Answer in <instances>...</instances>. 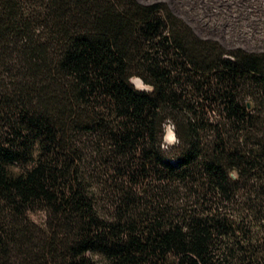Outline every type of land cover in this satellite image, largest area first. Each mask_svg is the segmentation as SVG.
Returning a JSON list of instances; mask_svg holds the SVG:
<instances>
[{
    "label": "trees",
    "instance_id": "16d2710c",
    "mask_svg": "<svg viewBox=\"0 0 264 264\" xmlns=\"http://www.w3.org/2000/svg\"><path fill=\"white\" fill-rule=\"evenodd\" d=\"M0 264H264V52L159 3L0 0Z\"/></svg>",
    "mask_w": 264,
    "mask_h": 264
},
{
    "label": "built area",
    "instance_id": "2783aa9c",
    "mask_svg": "<svg viewBox=\"0 0 264 264\" xmlns=\"http://www.w3.org/2000/svg\"><path fill=\"white\" fill-rule=\"evenodd\" d=\"M205 33L264 49V0H175Z\"/></svg>",
    "mask_w": 264,
    "mask_h": 264
},
{
    "label": "rangeland",
    "instance_id": "374dc122",
    "mask_svg": "<svg viewBox=\"0 0 264 264\" xmlns=\"http://www.w3.org/2000/svg\"><path fill=\"white\" fill-rule=\"evenodd\" d=\"M137 1L143 5H151V4H158L159 3V4L166 6L175 16L182 19L184 21V23L187 24L192 29V31L195 33V35L197 37H199L200 39H203V40H207V39L215 40V41L219 42L222 46H224L225 49H227V50L242 49L246 52H264L263 48L253 47V46H249V45H241V46L234 45L233 43L225 40L220 35H215L213 33H205L190 18V16L185 13L184 9H182V3L178 5L175 2V0H137ZM169 129L172 130V127L167 123L165 125V134L167 133V131ZM173 133H174V131H173ZM165 134H164V137H165ZM175 143H176L175 135H174L173 141H168L165 138H163V148L171 146ZM28 217L31 221H33L38 226L44 227L46 217L42 211L29 212Z\"/></svg>",
    "mask_w": 264,
    "mask_h": 264
},
{
    "label": "water",
    "instance_id": "95a60500",
    "mask_svg": "<svg viewBox=\"0 0 264 264\" xmlns=\"http://www.w3.org/2000/svg\"><path fill=\"white\" fill-rule=\"evenodd\" d=\"M131 82L135 85L137 89L149 90L150 87L142 82L139 77L131 78Z\"/></svg>",
    "mask_w": 264,
    "mask_h": 264
},
{
    "label": "bare ground",
    "instance_id": "6f19581e",
    "mask_svg": "<svg viewBox=\"0 0 264 264\" xmlns=\"http://www.w3.org/2000/svg\"><path fill=\"white\" fill-rule=\"evenodd\" d=\"M165 139L168 141H173L174 139V133L172 130H168L167 133L165 134Z\"/></svg>",
    "mask_w": 264,
    "mask_h": 264
},
{
    "label": "clouds",
    "instance_id": "9594fccd",
    "mask_svg": "<svg viewBox=\"0 0 264 264\" xmlns=\"http://www.w3.org/2000/svg\"><path fill=\"white\" fill-rule=\"evenodd\" d=\"M232 175L235 176L236 174L233 172Z\"/></svg>",
    "mask_w": 264,
    "mask_h": 264
}]
</instances>
